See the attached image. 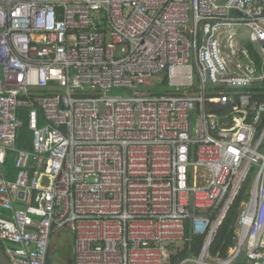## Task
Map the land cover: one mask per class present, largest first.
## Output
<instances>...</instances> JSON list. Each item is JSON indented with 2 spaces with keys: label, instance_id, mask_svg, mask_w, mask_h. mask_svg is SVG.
I'll list each match as a JSON object with an SVG mask.
<instances>
[{
  "label": "built area",
  "instance_id": "built-area-1",
  "mask_svg": "<svg viewBox=\"0 0 264 264\" xmlns=\"http://www.w3.org/2000/svg\"><path fill=\"white\" fill-rule=\"evenodd\" d=\"M154 79L169 89L153 93ZM257 88L264 0H0L9 263L56 264L52 240L68 229L64 264H168L167 246L193 238L199 254L178 264H264ZM24 122L30 149L17 147ZM242 191L234 246L212 256Z\"/></svg>",
  "mask_w": 264,
  "mask_h": 264
},
{
  "label": "trees",
  "instance_id": "trees-1",
  "mask_svg": "<svg viewBox=\"0 0 264 264\" xmlns=\"http://www.w3.org/2000/svg\"><path fill=\"white\" fill-rule=\"evenodd\" d=\"M163 85H165V81ZM253 93L254 95H252V97L257 102L261 103L264 101V90L263 89L257 88L253 90ZM259 129H261V126ZM30 136L31 135L27 128V124L26 122H24V126L20 130L19 137L17 139V147L24 148V149H30L31 148V137ZM8 169L12 172L11 161H9ZM245 188H246V185H244L243 189L245 190ZM243 191L234 201L226 218L224 219L222 225L219 227L217 231V234L210 247V254L212 256H219L221 258H225L228 250L234 246V243H235L234 220L239 210L240 203L242 201ZM189 235L190 234L187 231L186 236L189 237ZM202 244H203V238H193L190 241L183 242L182 249L178 250L176 254L171 255L169 257L168 259L169 264H178L181 260L185 259L186 257L197 256L201 250ZM0 246L3 249V246L1 244Z\"/></svg>",
  "mask_w": 264,
  "mask_h": 264
},
{
  "label": "rangeland",
  "instance_id": "rangeland-1",
  "mask_svg": "<svg viewBox=\"0 0 264 264\" xmlns=\"http://www.w3.org/2000/svg\"><path fill=\"white\" fill-rule=\"evenodd\" d=\"M152 84H154L157 88L153 93H158L161 91H165V89H169L168 86H165L161 84L157 79H154L152 81ZM109 95H118V96H125V95H131L132 92L129 91L125 87H113L108 90ZM1 216L5 218H10V212L9 211H3ZM52 246L55 248V252L53 253V262L56 264H64L68 259L73 258L74 253V247H73V234L70 230H62L58 233V236L56 238H53L52 240ZM183 246V242H176L173 244H170L167 246V254L168 258L171 255H174L177 253L178 250H181ZM169 264V261H168Z\"/></svg>",
  "mask_w": 264,
  "mask_h": 264
},
{
  "label": "water",
  "instance_id": "water-1",
  "mask_svg": "<svg viewBox=\"0 0 264 264\" xmlns=\"http://www.w3.org/2000/svg\"><path fill=\"white\" fill-rule=\"evenodd\" d=\"M153 87H143V88H138V91L146 92L148 90H152ZM216 110H220V108H216ZM0 264H10L6 256L4 255V252L0 246Z\"/></svg>",
  "mask_w": 264,
  "mask_h": 264
}]
</instances>
